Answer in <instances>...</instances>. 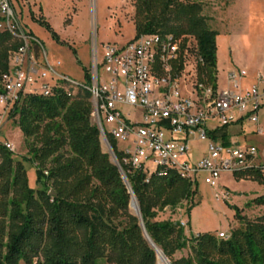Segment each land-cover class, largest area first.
<instances>
[{
	"label": "trees",
	"instance_id": "trees-1",
	"mask_svg": "<svg viewBox=\"0 0 264 264\" xmlns=\"http://www.w3.org/2000/svg\"><path fill=\"white\" fill-rule=\"evenodd\" d=\"M132 3L135 37L171 34L180 42V56L193 40L197 60L190 83L215 90V31L208 28L202 6L186 0ZM21 45L10 33L0 32V91L1 77ZM85 75L88 84L90 74ZM92 110L88 90L64 84L48 96L24 93L9 110L27 147L23 161L34 171L31 184L22 161L14 162L11 150L0 142V264H156V252L130 210L131 193L102 145ZM207 135L228 143L227 126ZM107 139L138 203L147 235L170 264H264V213L247 219L236 209L239 224L226 239L210 233L186 237L180 222L156 218L164 208L182 202L188 213L196 204L198 179L174 171L147 178L143 170L124 163L115 140L109 135ZM233 175L264 184L255 168ZM36 184L41 187L34 189ZM252 204L264 206V195ZM186 248L188 255L175 258ZM157 257L161 264L159 253Z\"/></svg>",
	"mask_w": 264,
	"mask_h": 264
},
{
	"label": "built area",
	"instance_id": "built-area-1",
	"mask_svg": "<svg viewBox=\"0 0 264 264\" xmlns=\"http://www.w3.org/2000/svg\"><path fill=\"white\" fill-rule=\"evenodd\" d=\"M0 31L22 42L11 56L9 70L1 77L2 115L24 93L48 96L62 84L72 89L80 87L90 93L92 118L100 134L121 143L123 147L118 150L124 155L123 162L143 170L147 178L151 174L165 176L169 171L193 180L202 175L203 182L213 188L214 198L227 200L226 189L217 191L222 172L255 168L264 176V162L252 145L240 148L212 140L199 161H187L189 139H208L207 133L212 130L209 121L216 122L217 127L229 126L240 118L258 123L259 110L264 106L262 75L257 74L255 84L243 94L237 92L239 81L246 74L242 69L228 72L227 87L221 91L202 84L193 87L190 83L193 97L182 94L177 76L172 75L179 61V40L171 34H149L123 45H104L100 63L94 46L90 82L78 83L56 74L43 50V64L39 61L38 40L24 31L10 0H0ZM48 71L55 76V83L50 86L44 82L37 87L34 75L45 79ZM134 108H140L142 115L135 116ZM256 132L264 134L260 128ZM5 146L13 149L10 143ZM229 235L219 232L216 237L226 239Z\"/></svg>",
	"mask_w": 264,
	"mask_h": 264
},
{
	"label": "rangeland",
	"instance_id": "rangeland-1",
	"mask_svg": "<svg viewBox=\"0 0 264 264\" xmlns=\"http://www.w3.org/2000/svg\"><path fill=\"white\" fill-rule=\"evenodd\" d=\"M10 1L24 31L38 40V48L41 50L39 61L43 64V50L46 60L56 74L65 75L78 83H85L86 72H91L94 46L100 63L104 45H123L135 37L132 0ZM186 1L197 2L202 6V15L206 18L208 28L215 31L218 91L226 88L227 68L246 69L248 79L256 70L264 67V0ZM39 19L45 21L48 27ZM195 54V44L190 39L172 72V75L177 76L181 93L191 97V74L194 71L193 63L197 60ZM34 76L37 87L44 82L52 86L56 81L50 71L45 79ZM244 83L246 84V81ZM201 95L199 92L198 97ZM2 113L0 107V142L13 145V161H22L27 178L32 184L34 167L30 162L23 161V157L28 156L23 136L14 121L8 117L9 112L6 111L3 115ZM133 113L139 117L142 110L134 108ZM258 123L259 125H256L246 119L241 125H232L230 141L240 148L251 145L257 147L261 160L264 161V134L256 132L257 128L264 131V107L259 110ZM208 141L212 140H199L196 136L189 139V164L199 161L206 154ZM102 145L105 148L103 142ZM118 146L123 147L121 143ZM32 186L34 189L41 187L40 184ZM219 189L230 192L227 200L215 199L213 188L205 184L202 175H199L197 194L193 198V203L196 204L189 212H186L188 205L182 202L176 208H164L156 219L183 223L186 237L202 233L216 236L219 232L230 233L238 226L236 209L247 219H254L264 213V206L252 204L254 198L264 195V184L250 179H236L233 173L222 172L217 191ZM130 210L133 212L132 208ZM189 253V248H186L177 252L175 258ZM100 264L106 263L101 261ZM161 264L166 262L162 261Z\"/></svg>",
	"mask_w": 264,
	"mask_h": 264
},
{
	"label": "crops",
	"instance_id": "crops-1",
	"mask_svg": "<svg viewBox=\"0 0 264 264\" xmlns=\"http://www.w3.org/2000/svg\"><path fill=\"white\" fill-rule=\"evenodd\" d=\"M242 70H245V72H246V74H245V76L243 77V78H241L240 79V81H239V88L237 89V92H239L240 94H243L246 90H248V89H250L251 88V86L252 85H254L255 84V82H256V76H257V74H260V75H262L263 76V78H264V67H262L261 69H259V70H256L255 71V73L254 74H252V75H250L249 76V78L247 79V71H246V69H244V68H241ZM231 70H235V69H232V68H227V72H226V83H225V87H227V74H228V72L229 71H231ZM216 78H217V75H216ZM247 79V80H246ZM244 81H246V84L244 83ZM216 83H217V81H216ZM224 87V88H225ZM216 89H217V87H216ZM264 107V106H263ZM246 120V118H240V119H238L236 122H234V123H232L231 125H229V126H227V135H228V143L227 144H233V145H235L234 143H232L231 141H230V127L232 126V125H235V124H242V122L243 121H245ZM256 125H259V123H257ZM208 127L209 128H212V131H214V130H216V129H218V128H221V127H217V125H216V122H212V121H209L208 122ZM257 128V127H256ZM232 133V132H231ZM194 137V136H193ZM209 139V138H208ZM207 140V139H206ZM211 140V139H210ZM214 141V140H213ZM216 141H218V142H221L222 144H224L223 143V141L221 140V139H217ZM208 143H209V141H208ZM117 144V147H118V149H120V148H122V147H119L118 145H119V143H116ZM208 145V144H207ZM253 146V145H252ZM257 148V147H256ZM206 150H207V148H206ZM205 155V154H204ZM188 156V155H187ZM259 159L261 160V156H260V153H259ZM200 160V159H199ZM198 161V160H197ZM261 161H263V160H261ZM264 162V161H263ZM229 192V191H228ZM230 193V192H229Z\"/></svg>",
	"mask_w": 264,
	"mask_h": 264
},
{
	"label": "water",
	"instance_id": "water-1",
	"mask_svg": "<svg viewBox=\"0 0 264 264\" xmlns=\"http://www.w3.org/2000/svg\"><path fill=\"white\" fill-rule=\"evenodd\" d=\"M101 138H102V142H103L104 145H105V149H106L107 152L109 153V155H110V157L112 158V160H113V162L115 163V165L118 167L119 172H120V174H121V176H122V178H123V180H124V182H125L127 188L129 189V192L131 193V200H130V204H129V206H130L131 208H133L135 214L137 215V217H138V219H139V221H140V225H141V228H142V230H143V233H144L145 238L148 240V242L150 243V245L152 246V248L155 250V252H156V256H158V253H157V247H156V246L154 245V243L151 241V239L149 238V236L147 235V233H146V231H145V229H144V225H143V223H142V219H141V214H140V210H139V207H138V203H137V201H136L134 195L132 194V191H131L130 185H129V183H128L126 177H125V174H124V172H123V170H122V168H121V166H120V164H119V162H118V160H117V158H116V156H115V154H114V151H113V149H112V147H111V145H110L108 139L106 138V136H104V135L101 134ZM50 194H53V195H54V192H50ZM134 202H135L136 206L133 205ZM161 254H162V256L165 258V260H166V264H170L169 261H168V259L163 255L162 252H161Z\"/></svg>",
	"mask_w": 264,
	"mask_h": 264
},
{
	"label": "bare ground",
	"instance_id": "bare-ground-1",
	"mask_svg": "<svg viewBox=\"0 0 264 264\" xmlns=\"http://www.w3.org/2000/svg\"><path fill=\"white\" fill-rule=\"evenodd\" d=\"M135 203V202H134ZM135 206H136V204H135ZM133 209V208H132ZM157 252L159 253V255H160V257H161V259H162V261L164 262H166V260H165V258L162 256V254L160 253V251L157 249Z\"/></svg>",
	"mask_w": 264,
	"mask_h": 264
}]
</instances>
